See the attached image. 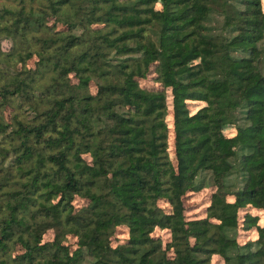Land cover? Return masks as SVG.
<instances>
[{"label": "trees", "instance_id": "obj_1", "mask_svg": "<svg viewBox=\"0 0 264 264\" xmlns=\"http://www.w3.org/2000/svg\"><path fill=\"white\" fill-rule=\"evenodd\" d=\"M3 40L0 264H264V0H0Z\"/></svg>", "mask_w": 264, "mask_h": 264}, {"label": "rangeland", "instance_id": "obj_2", "mask_svg": "<svg viewBox=\"0 0 264 264\" xmlns=\"http://www.w3.org/2000/svg\"><path fill=\"white\" fill-rule=\"evenodd\" d=\"M9 43L6 40H3L0 43V49L7 50L9 48ZM142 85L145 87H157V84L153 81V76H150L149 78L142 81ZM169 103H171L170 97H169ZM199 107L196 103H191L190 108L192 110H196ZM227 133H231V129H227ZM89 158V157H88ZM211 193L212 189H204L197 193H190L185 199V205H186V215L189 219L194 218H202L206 216V209L207 206L210 203L211 199ZM80 203H83L82 200L78 201ZM164 205L166 203H163ZM262 224H264V219L262 220ZM254 231H240L239 239L245 240L250 237H253ZM156 236H159L163 239L164 243H166L170 238V233L167 229H159L157 228L154 232ZM118 239L120 241H124V239L127 237V230L125 228H120L118 230ZM54 236V231L50 230L45 235V239H51ZM222 258L218 255H214L212 258L211 264H222Z\"/></svg>", "mask_w": 264, "mask_h": 264}]
</instances>
